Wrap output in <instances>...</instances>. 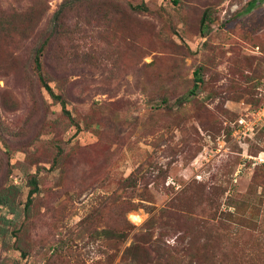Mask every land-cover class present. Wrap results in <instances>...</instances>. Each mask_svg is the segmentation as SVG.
Wrapping results in <instances>:
<instances>
[{"label":"rangeland","instance_id":"obj_1","mask_svg":"<svg viewBox=\"0 0 264 264\" xmlns=\"http://www.w3.org/2000/svg\"><path fill=\"white\" fill-rule=\"evenodd\" d=\"M263 102L264 0H0V264H264Z\"/></svg>","mask_w":264,"mask_h":264},{"label":"built area","instance_id":"obj_2","mask_svg":"<svg viewBox=\"0 0 264 264\" xmlns=\"http://www.w3.org/2000/svg\"><path fill=\"white\" fill-rule=\"evenodd\" d=\"M264 128V102L254 109H247L232 126V136L238 144H244L245 140L254 134L255 130ZM246 159L254 160L253 165L263 163L261 156Z\"/></svg>","mask_w":264,"mask_h":264},{"label":"trees","instance_id":"obj_3","mask_svg":"<svg viewBox=\"0 0 264 264\" xmlns=\"http://www.w3.org/2000/svg\"><path fill=\"white\" fill-rule=\"evenodd\" d=\"M68 8V7H70V6H65V8ZM64 8V7H63ZM28 10H30V8H28ZM36 62H37V66H38V59H36ZM47 87V90L50 92V90H49V88H48V86H46ZM196 87V86H195ZM51 93V92H50ZM52 95V94H51ZM260 106V105H259ZM37 192V186L34 184V188L33 189H31L30 190V192H29V196H28V200H27V204L29 203V201H30V198H31V196L34 194V193H36Z\"/></svg>","mask_w":264,"mask_h":264}]
</instances>
